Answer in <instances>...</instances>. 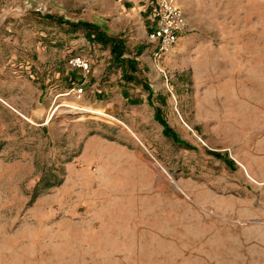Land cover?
<instances>
[{"label": "rangeland", "instance_id": "obj_1", "mask_svg": "<svg viewBox=\"0 0 264 264\" xmlns=\"http://www.w3.org/2000/svg\"><path fill=\"white\" fill-rule=\"evenodd\" d=\"M174 1L186 28L157 57L149 9L0 0V264H264V0ZM60 21L143 48L135 74L196 148Z\"/></svg>", "mask_w": 264, "mask_h": 264}, {"label": "trees", "instance_id": "obj_2", "mask_svg": "<svg viewBox=\"0 0 264 264\" xmlns=\"http://www.w3.org/2000/svg\"><path fill=\"white\" fill-rule=\"evenodd\" d=\"M61 23H67L73 30H77L83 28L86 30V37L89 40L96 41L101 43L105 47L110 48V52L112 54L113 62L119 65L122 69L123 78L127 82H138L142 83V85L149 91L148 94V101L149 104L152 105L155 109V119L163 126V134L165 137L173 141L175 144L183 146L187 149H195L196 147L189 142L182 139L175 131L171 129L169 126L166 118L164 117L163 111L161 107L156 106L154 100L152 99L153 91L150 85L148 84L147 80H141L135 74L138 71V64L139 61L137 57L141 55L143 48L138 49L137 53L133 57H126V43L122 39L121 36H113L107 33V29L103 28L102 25L98 23H91L88 21H60ZM76 80V79H75ZM123 95L125 98H129L128 91L124 90ZM132 104H137L140 102L138 99H130ZM215 156L224 158L227 162L233 163L234 161L231 160L228 156H224L218 152H212Z\"/></svg>", "mask_w": 264, "mask_h": 264}, {"label": "built area", "instance_id": "obj_3", "mask_svg": "<svg viewBox=\"0 0 264 264\" xmlns=\"http://www.w3.org/2000/svg\"><path fill=\"white\" fill-rule=\"evenodd\" d=\"M150 6L152 29L148 38L154 55L160 57L177 43L179 35L186 28V18L174 0H153ZM73 65L88 68V62L79 57L73 60Z\"/></svg>", "mask_w": 264, "mask_h": 264}, {"label": "crops", "instance_id": "obj_4", "mask_svg": "<svg viewBox=\"0 0 264 264\" xmlns=\"http://www.w3.org/2000/svg\"><path fill=\"white\" fill-rule=\"evenodd\" d=\"M71 1V0H70ZM82 6L87 7V11L91 12V17L95 20L104 19L109 16H114L119 13H126L130 7L135 8L141 14L142 12H147V9L150 11V5L153 0H75ZM126 5L129 8H126ZM90 7V8H89ZM126 15L123 14V22H127ZM105 26L107 29H111L109 22L106 21Z\"/></svg>", "mask_w": 264, "mask_h": 264}]
</instances>
